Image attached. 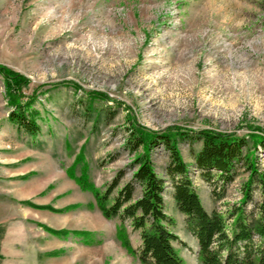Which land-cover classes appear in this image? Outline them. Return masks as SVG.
Here are the masks:
<instances>
[{
    "label": "rangeland",
    "instance_id": "374dc122",
    "mask_svg": "<svg viewBox=\"0 0 264 264\" xmlns=\"http://www.w3.org/2000/svg\"><path fill=\"white\" fill-rule=\"evenodd\" d=\"M0 66L27 79L15 106L0 71V221L25 229L24 260L14 264H33V254L48 264L63 254L62 240L74 254L66 264H142L116 239L117 220L104 218L74 179L85 167L100 190L120 170L117 188L131 180L144 150L130 149L131 133L171 136L207 211L227 216L241 200L244 155L264 173V0H0ZM14 110L37 125L34 133L10 119ZM200 130L244 138L232 181L215 170L205 179L196 167ZM148 152L165 178L173 245L185 264H198L165 175L170 152L159 141ZM251 195L261 199L256 183ZM80 209L88 228L78 240L77 228L53 217L71 210L79 221Z\"/></svg>",
    "mask_w": 264,
    "mask_h": 264
},
{
    "label": "trees",
    "instance_id": "16d2710c",
    "mask_svg": "<svg viewBox=\"0 0 264 264\" xmlns=\"http://www.w3.org/2000/svg\"><path fill=\"white\" fill-rule=\"evenodd\" d=\"M0 71L6 78L9 103L19 106L22 96L20 88L26 84L27 79L2 66ZM9 117L29 133H34L37 129V125L19 111H11ZM182 133L180 135L185 136ZM195 134L202 146L195 154L194 162L202 170V176L209 179L211 171L215 170L223 182L232 181L235 164L243 158L241 147L245 143L244 138L212 130H200ZM157 141L162 142L170 152L165 175L171 180L172 198L178 211L184 216L185 228L196 240L197 263L264 264V173L258 170L255 159H247L244 155L249 174L242 186L239 203L227 216L215 209L207 211L192 186L187 166L174 140L167 133L130 134V149L134 151L142 146L144 150L131 163L134 167L131 180L120 188L117 186L124 170L118 171L104 190L97 188L88 178L85 167L79 176L74 177L70 173L80 189L92 193L95 205L103 217L117 220L115 237L120 244L142 264H185L173 245L178 240V236L170 229L174 220L164 209L162 194L165 178L158 176L149 157L148 151ZM253 183L260 188L259 201L252 199ZM116 188V193L113 194ZM220 193L217 194L218 198L222 195ZM248 204L252 208L246 210ZM227 218L230 222H226ZM127 228L138 231V248L131 246ZM48 230L56 234L68 233L67 229Z\"/></svg>",
    "mask_w": 264,
    "mask_h": 264
},
{
    "label": "crops",
    "instance_id": "0c3cea01",
    "mask_svg": "<svg viewBox=\"0 0 264 264\" xmlns=\"http://www.w3.org/2000/svg\"><path fill=\"white\" fill-rule=\"evenodd\" d=\"M99 212V211H98ZM72 211H67L61 214H58L56 217H53L55 222L57 223H69V226L67 228H77V230L80 231L79 236L75 239H82V231L85 228H88V224L86 225L88 221V210L80 209L79 211V221L78 218L72 215ZM100 215V212L98 213ZM24 215V214H22ZM21 215V216H22ZM65 215V216H60ZM59 223V224H60ZM62 224V225H63ZM58 226V224H56ZM98 229V228H94ZM133 234L137 235L139 237L138 231H133ZM25 229L22 224L17 223L16 225L6 222V221H0V264H14L17 261L24 260V243H25ZM108 238L114 236V226L112 225L111 230L108 234ZM56 239V238H55ZM60 241V240H58ZM140 243V241H139ZM64 244H66L65 241L62 240L61 247L65 249L63 251L62 255H57V253H54L52 256L49 257L48 264H66L64 262L69 261V258H71L73 250H68L67 248H64ZM80 245V244H78ZM81 246V245H80ZM83 247V246H81ZM31 262L33 264H40V256H32ZM28 258V257H27ZM17 260V261H16Z\"/></svg>",
    "mask_w": 264,
    "mask_h": 264
}]
</instances>
